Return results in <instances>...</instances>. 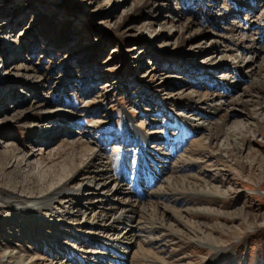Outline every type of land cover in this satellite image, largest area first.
<instances>
[{"label": "rangeland", "instance_id": "374dc122", "mask_svg": "<svg viewBox=\"0 0 264 264\" xmlns=\"http://www.w3.org/2000/svg\"><path fill=\"white\" fill-rule=\"evenodd\" d=\"M263 65L264 0H0V264H264ZM68 143L89 148L53 182L75 196L17 214ZM94 153L125 191L150 166L139 204L173 231L115 218L127 197L88 186ZM170 178L221 195H158Z\"/></svg>", "mask_w": 264, "mask_h": 264}, {"label": "bare ground", "instance_id": "6f19581e", "mask_svg": "<svg viewBox=\"0 0 264 264\" xmlns=\"http://www.w3.org/2000/svg\"><path fill=\"white\" fill-rule=\"evenodd\" d=\"M190 23H188L187 26H189ZM264 68V65H263ZM264 70V69H263ZM252 75H254V73L252 72ZM257 89L264 91V74L260 75V77L258 78V80L256 81L255 85H254ZM244 106H247L246 102H241ZM220 128V127H218ZM220 133V130H213L211 127H209V134H208V141H209V145L211 144V142L216 139L218 137ZM183 134V138H184ZM180 137L177 138V141H175V143H179L183 140L180 139ZM242 142H246L245 137H243L241 139ZM66 148H64L62 151H58L56 154V158L57 159H62V163L63 165L57 169V170H50L46 172V176L42 177L38 183V185L42 188H46L47 191L49 190L48 193L45 194H41L42 196L39 197H35L32 200H28L27 203H19L18 205H22V209L19 210V212L17 214H21V213H26L25 216L29 217L32 221H37L40 218V214H39V210L41 208H43L45 206V204L53 201L58 195L62 194V193H66L68 195V197H72L75 196L74 193L70 194L71 191H67L66 190V185H56L53 183L57 178H64V176L66 175L67 171L70 170V168L72 167L73 169L76 167V163L78 161H82V158L84 156H86L89 152V148L85 145H82L81 143H68V144H64ZM235 145V143H234ZM178 145L173 146L172 150H175L177 148ZM196 146L198 147L199 150H203L204 146L201 145L200 142L196 143ZM236 146V145H235ZM237 148V146H236ZM16 152V149H12V152L10 153V155H1L0 156V160L3 161V163L6 161H9L10 159H12L14 157V154ZM94 160H91V162L88 163L89 167L94 169V173L96 174V176L98 177H103L104 180L102 181H98L97 177H93L91 178V180L88 181V186L92 187L91 189H93V191L97 194V196L99 198L104 196V191H106L108 189L106 183L110 181H112V188H110L108 191L111 192L112 194L115 195H126V199L124 201L125 205H123L122 207H117L116 209H114L113 212V216L117 219H129L132 217V213L135 212L136 210L139 211L141 210L143 213L144 218H146L145 222H150L152 225L151 226H156L159 228H166L169 231H173L172 228H168L165 227V225L163 224V222L160 221V219L157 217V212H158V205H151L152 207V211H148L147 208H145L144 206H141L139 204V194H140V190H138V188H143V187H148L150 186L151 182H154V176L150 173L152 170L148 167H142V168H136L134 167V172H132V170H128V175H130L131 177V181L129 183H125V186H128V188L134 192V194H131L129 189H127V191H125L123 188L115 185V182L113 181V179L108 178L106 176L107 173V168L104 165V163H100V156L98 155V153H94ZM99 159V161L94 162L96 159ZM136 162V161H135ZM146 164V162H145ZM138 164H135V166H137ZM87 166V165H86ZM137 172V173H135ZM93 173V172H92ZM104 175H102V174ZM150 173V174H149ZM101 174V175H100ZM147 176V178L145 180H143L142 178L144 176ZM153 176V177H151ZM90 178V177H89ZM141 178V180H140ZM136 180V181H134ZM126 181V180H125ZM200 181V180H199ZM120 182H124L123 179L120 180ZM196 183V182H195ZM153 184V183H152ZM164 184L165 187L160 188V191L157 193L158 195L161 194H167L166 191L171 190L173 192H178V193H193L194 194H206L207 196H218L221 195L219 190L216 187H212L210 185H208L204 180H201L200 183L198 184H194V183H190L187 180L183 179L178 182L176 179L170 178V179H165L164 180ZM142 185V186H141ZM31 191H36L35 187H31L30 188ZM45 189V190H46ZM106 189V190H105ZM143 190V189H141ZM33 193V192H32ZM31 193V194H32ZM41 192H39L40 194ZM142 193H144V191H142ZM169 194V193H168ZM142 195V194H141ZM174 195V194H173ZM177 195V194H176ZM167 210V209H166ZM170 212L171 217L174 219V221L178 222L182 221V219L184 218L182 212L180 211H174L171 209H168ZM210 212V211H209ZM236 215L239 218L245 217L244 213L242 212L241 209L236 211ZM211 213H214L213 211ZM16 214V213H15ZM83 217L85 216L84 213L81 214ZM146 216V217H145ZM217 217H219L218 214H216ZM82 218V217H81ZM103 215L99 214L98 216H96V221H102L103 220ZM149 223V224H150ZM155 227V228H156ZM135 231H128L126 232V236H124L125 240H129L132 239L133 237H135L134 234ZM204 232H201L200 234L203 235ZM176 236V235H174ZM194 236V235H193ZM197 238V236H194ZM176 238H179L178 236ZM180 239V238H179ZM208 243L211 242V240H207ZM13 255L11 254V252L8 255H5L1 262L6 264V261L8 259H12ZM9 264V263H8ZM15 264V263H14Z\"/></svg>", "mask_w": 264, "mask_h": 264}]
</instances>
